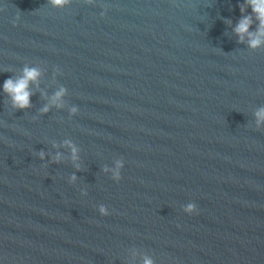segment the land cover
<instances>
[{
    "label": "water",
    "instance_id": "95a60500",
    "mask_svg": "<svg viewBox=\"0 0 264 264\" xmlns=\"http://www.w3.org/2000/svg\"><path fill=\"white\" fill-rule=\"evenodd\" d=\"M239 16V0H0V82L42 70L30 108L0 92V264H264V48L238 43ZM61 85L65 106L39 113Z\"/></svg>",
    "mask_w": 264,
    "mask_h": 264
},
{
    "label": "clouds",
    "instance_id": "9594fccd",
    "mask_svg": "<svg viewBox=\"0 0 264 264\" xmlns=\"http://www.w3.org/2000/svg\"><path fill=\"white\" fill-rule=\"evenodd\" d=\"M53 8H64L71 3V0H47ZM92 2V0H88ZM107 5H102L106 8ZM249 9L251 11H249ZM240 16L233 24L230 18H225V23L231 26L232 32L236 35L238 43L246 44L248 49L256 50L264 48V0H239ZM104 11L100 12L103 16ZM40 64L24 63L19 70L18 75H12L0 82V92L7 95L10 101L11 108L27 109L31 107V96L33 95V85L39 87V81L42 75ZM61 72L59 67L54 66L52 73L56 77ZM68 94V89L61 85L49 97L40 109L39 113H47L53 106L63 108L65 106L64 97ZM79 111L77 105L73 104L68 108L69 117L75 115ZM254 126L257 129L264 127V105H259L253 112ZM54 149L66 148L68 155L73 161V166L80 169V148L70 138H65L59 143L51 141ZM38 157L44 160L46 157L53 162L59 163L65 158V154L59 150L55 152H45L41 149L37 152ZM125 161L122 158H115L112 166H105L103 171L110 173L114 181H119L121 178V169L124 167ZM77 179L76 172L70 176V181L75 182ZM82 195H86V189H80ZM185 213L192 214L197 211V205L193 201H189L181 205ZM98 212L106 216L109 214L108 207L101 203L97 206ZM142 264H156V261L151 256H144Z\"/></svg>",
    "mask_w": 264,
    "mask_h": 264
}]
</instances>
